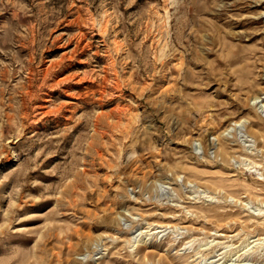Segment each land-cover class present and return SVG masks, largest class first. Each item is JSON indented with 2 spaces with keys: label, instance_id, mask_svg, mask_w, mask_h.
Instances as JSON below:
<instances>
[{
  "label": "rangeland",
  "instance_id": "rangeland-1",
  "mask_svg": "<svg viewBox=\"0 0 264 264\" xmlns=\"http://www.w3.org/2000/svg\"><path fill=\"white\" fill-rule=\"evenodd\" d=\"M0 264H264V0H0Z\"/></svg>",
  "mask_w": 264,
  "mask_h": 264
}]
</instances>
